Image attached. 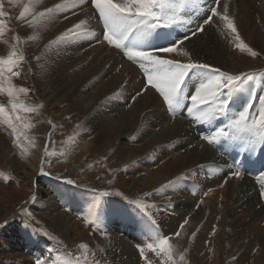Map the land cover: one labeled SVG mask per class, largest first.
<instances>
[{"label": "rangeland", "instance_id": "374dc122", "mask_svg": "<svg viewBox=\"0 0 264 264\" xmlns=\"http://www.w3.org/2000/svg\"><path fill=\"white\" fill-rule=\"evenodd\" d=\"M45 1L46 0H16L15 3L10 4L8 0H0V2L4 5L3 10L6 13L5 17H7V20L11 22L15 30V39L17 43L16 49L19 54L25 56V61L19 62L22 64V67H20L21 75L19 77H12L11 83L16 89L24 88L28 91L18 93L15 100L20 104H23L25 108L36 109L35 112H26L18 108L16 112H11V102H14L13 98L8 97L6 91L0 92V104L5 106L6 111L10 113L13 120L17 114H19L22 118L21 122H17V131L21 136V147L18 148L14 145V135L6 123V118L3 115H0V264H27V259H30L32 257V252L35 253V251L30 248L28 253L25 249L27 243L25 241L20 242L23 240L20 235L26 237V235L30 232L40 234L46 240L55 245V251L53 252L55 253V261H58L59 264H124L123 261L127 260L126 264H142V261L139 258L138 246L143 243H147L145 242L147 240V235L150 237L152 236L150 229L153 227L155 228V226L157 228L159 227V219H167L174 223L177 217H173L174 214L170 211L169 205L165 204L166 201H163L160 195H155L152 198L145 199L143 202L148 205V208L143 211L132 206L141 211V219L138 220L135 218L133 220V218L129 217L133 216L128 210V206L130 205H128L122 197L117 196L115 194L116 192L124 193L131 199L137 196H143V193L147 192H156L158 194V191L145 189L138 183V180H140V174L135 173L136 171L131 169L132 164H127V161H124L125 159L120 157L121 154L116 151L117 147L115 145H109V143H105V140L103 142L100 141V138H98L99 135L88 129V124H90L87 122L88 117L85 115L82 108L79 109L75 105L74 101L76 97H79L82 91L85 93L89 92L85 91L87 90V87H83V90H81V86L79 84V78L81 77V70L83 67H91L95 73L114 78L121 75V72H117L116 67L113 65L115 64L116 66V64L121 61H125L127 63L129 62L122 58V56L118 54L115 49L107 46L106 44H95L94 46L89 47L87 41H82L79 44L80 47H72L65 53V55L67 54V57H74L73 64L68 65L71 67L66 65L64 67L65 69H61V67H57L58 65L56 63L50 62V65L49 61L46 63V71L44 70L46 74L44 76L48 77V80L42 78V84H39L38 87L37 84L34 83V74H36L35 72L37 71L35 67H40L37 62L38 49L35 48L32 52L24 47L26 46L27 38L30 35L29 33H33L32 31L35 30V33H37L40 37L51 36L49 40L43 39V41H40L39 43H41L45 49H48L51 46V48L55 47L56 50H59L63 47V45H52L50 44V41H52L54 37H58L62 34V30L58 31V33L53 32L52 21L53 19L55 20L56 17L51 20H40L38 23L47 25L46 28H41L29 23L32 19L31 17L26 18L28 21L26 19L20 20L19 14L23 11V6L27 4L36 5L35 7L38 11H43L47 7H52L46 6ZM62 1L63 2L61 3H65V0ZM220 1L222 5L226 4L228 8L232 5L230 4L231 0ZM67 3L78 9L74 16L80 17V14H83L85 15V21H88V18L93 14L94 10L88 6L87 0H67ZM239 3L255 8H258L259 5V2L256 0H239ZM72 7L68 9L69 12L72 10ZM185 15L190 16L193 19L198 18L195 7H193L190 11H187ZM232 18L234 19L237 27L238 19L235 20L233 15ZM82 19L83 18H81V20ZM77 21L79 20L74 19L68 27ZM90 22L94 24V21ZM259 22L260 21L257 19L256 26H260ZM217 24H220L227 31L225 33H227V36L231 41H235L234 35L223 25V22L217 21V23L213 25L206 26L205 33H201L197 37H193L190 41H186L187 50L190 51L193 58L209 63L210 65L218 66L222 70H228L231 74H237L240 72L264 73V44L260 45L257 41L248 43L247 39L244 37L243 42L256 51L258 55L256 57H251L245 52L244 59L246 62L242 64V67L238 72L236 71L237 73L233 72L232 69L226 66L229 64V59H232V54L239 51L236 50L235 46H223L220 39L222 33L216 29L218 27ZM192 26L194 27V25ZM17 37H19V39H17ZM184 47L185 45H181V48ZM6 48L7 47L4 49ZM4 49L0 52V58H6L8 53L11 51ZM89 50L92 51L90 52ZM105 53H107L109 61L113 57L114 59H112V63H108L103 70L101 65L96 67V61H100V58L104 59L103 56H105ZM99 54L102 56H98ZM130 66L136 75H123L125 81H127V85L125 86L126 92L124 94L125 99L123 98L124 96L118 97V95H116L107 101L109 102L110 107L106 108V110L104 109L106 111L105 113L111 116V119H115V117L118 116L116 111L111 110V107L113 106L116 109L120 107L123 109V107H126L127 109L125 108L124 110H128L133 104L130 97L134 96L135 93L132 96L130 95L139 90L138 88H129V85L135 82V77L136 80L141 81L140 75H138V67L131 64ZM63 70H65V72H63ZM125 81L123 85H125ZM140 84L142 86V83ZM3 86L6 88L7 84L5 83ZM95 86L91 89V93L95 92L94 89H96L98 85L96 87ZM121 89L123 88L121 87ZM256 89L258 95H264V90H262L264 89V83H262L259 78L256 81ZM68 91L71 92L68 94ZM90 102H92V100L89 101V103ZM116 105L118 107H116ZM120 112L122 111H119V114ZM103 113L104 112L102 111H97L96 115L100 116ZM54 115L58 116L54 117ZM24 125H29V127H24ZM158 128L156 127L153 130L157 132L159 130ZM84 133L89 135V138L93 142V146L86 158L80 159L78 152H75L70 146L69 140L76 137L77 134L80 135ZM206 133L207 132H204L203 135ZM145 138L146 136H143V139ZM196 138H199L200 140V137ZM179 141H181V143L183 142L182 144H185V148L189 149L194 148V143H196L195 140L192 143L191 139L183 138L179 139ZM119 142L123 143L122 146L120 145L122 150H126L124 144L127 146L129 145L128 147H137L136 145H139L135 139L133 140L128 137L123 138ZM200 142L205 144L203 140ZM46 144L47 151L50 153V155L47 156L45 155ZM14 148H17L19 152L25 154L27 158H31L33 154L35 155L37 153L35 152L36 150L38 151V149H41L42 152L39 157L38 167L35 169L22 160L21 157L15 155ZM185 148H183L181 152H183ZM209 148L210 151L215 154L213 157L215 158L216 164L212 163L213 165L211 166L213 167H211L212 169H209L208 171L204 168L193 166L190 168V170H192L190 181L201 180L200 182L204 183L205 186L197 187V189L195 188V193L199 196V199L204 200L205 196L208 194L210 195L213 191H215L217 193V197L219 198L217 204H220L221 200H223L222 191L224 190L228 180L227 177H225L214 187V179L218 170L224 168L225 165H230L231 168H237L236 166L242 165V163L238 165V156L233 157V162H230L227 152H222L221 149H216L214 147ZM221 160L222 163L220 162ZM53 162H56L55 168H52ZM162 163L163 162H159L158 166H160V164L162 165ZM41 175L60 179L64 183L71 181V183L68 184H72L73 186L79 185L81 188H87L89 191L96 193L98 196L101 192H109V196L100 197L103 201H101V207L99 206L97 209L98 222L92 227H89L84 223V219L77 212L76 214L73 212L75 208L72 210L70 207V209L65 210V213H63L65 215L69 210L72 212L70 218L71 220L74 219V225L77 227L75 232H70L69 228L62 229V227L58 225L57 221L50 223V221L45 217L47 216V209H43V206L40 207V205L37 204V201H43L45 199L44 193L47 192L45 187L38 181ZM5 177H9V179L5 181ZM109 180L112 182L109 183ZM253 185L255 188L252 186L251 189H256L257 191H254V195L249 194L247 196H254L252 201L254 200L258 206L260 205L259 207L262 208L258 216L260 218L263 216L264 218V196L261 195V192H264V188H261L258 183H253ZM205 193H207V195H205ZM55 199L57 200L56 197ZM111 199L112 201H108ZM237 199H239V197ZM108 202H113V204L117 202V205H115L116 207L110 208V211H107L103 208V206ZM203 202L204 201H197V205H200ZM258 206H256V209H259ZM73 207H75V204ZM230 208L231 205L228 203L225 209L222 207L220 209L227 211ZM244 210L250 212L247 208H242L241 210H237L238 212L236 215H233L232 217L230 216L228 224H225L229 228L226 230L228 237L223 236L219 241H217L220 236L217 234L219 229L216 230L218 228H215L216 224H211L208 227L205 225L198 237H195L196 235L193 236L192 234L195 232L199 235V230H201L200 228H202L203 224L192 225L194 226L193 229H190V225H185V228L180 231L179 237L172 236L173 233L178 230L179 226L175 228V232H169L167 235L172 237L170 242L173 244L176 252L174 258L176 259L177 264H264V251L258 249L259 246L257 243L252 246L250 244H246L247 242L242 243V231H245L243 226L246 223V219H244L243 216L247 215V212ZM152 219L156 220L157 225L152 224ZM182 223L183 222L179 221L175 222V226ZM144 224L148 227L146 230H142V235L140 230ZM261 226L262 228L264 227V219L261 221ZM129 228L133 229L128 231ZM65 235H68L72 239V244L67 243ZM13 236L17 237H14L13 239ZM143 236L145 237L142 238ZM9 237L12 238L9 239ZM263 238L264 236L259 239L264 241ZM230 241L232 244L234 242L238 246L231 248ZM249 241L253 242V239L250 238ZM239 243L242 244L240 248ZM81 244L88 245V247L81 248ZM218 244H221L222 247H219ZM46 251L48 253L47 257H51L50 255L53 252L49 249H46ZM109 251H111V253ZM127 251L130 253H127ZM145 251L148 257L152 260L153 264H165L166 257H156L155 254L148 252L147 249H145ZM125 254H128V256ZM180 254L185 255L184 261L179 260ZM47 257L45 259L44 255L38 252L37 259L33 264H37V260L46 262V264H54L52 258ZM28 264L32 263L29 262Z\"/></svg>", "mask_w": 264, "mask_h": 264}, {"label": "bare ground", "instance_id": "6f19581e", "mask_svg": "<svg viewBox=\"0 0 264 264\" xmlns=\"http://www.w3.org/2000/svg\"><path fill=\"white\" fill-rule=\"evenodd\" d=\"M256 1L259 2L258 8L251 6L248 7V5L239 3V0L238 1L231 0L230 4L232 5L230 6V8H228L229 10L228 14L230 18H232L233 15L235 17V20L238 19L237 28L239 30L240 37L241 39H243V41L244 38H246L248 43L249 42L253 43L254 41H257L260 45H262L264 44V0H256ZM61 2L63 1L46 0L45 5L54 6L55 4ZM221 6H223L222 3ZM220 10L222 9L218 8V11ZM80 17L85 20V15L80 14ZM80 17L74 15L68 16L67 19L56 17L55 20L53 19L52 21L53 32L58 33V31L60 30H62L63 32L64 29H66L69 26V24L72 21H74V19L81 20ZM257 19L260 21L259 22L260 26H256ZM217 25L218 27L216 29L220 33H222L220 39L223 43V46L225 47L235 46L236 42L230 40V38L227 36V33H225L227 31L220 24ZM0 31L3 32V35L0 36V52L5 47L7 48L4 50H9V51L12 50L13 47L16 48L17 43L15 39L14 27L11 24V22L7 20V17L5 16L0 17ZM32 32L33 33H29L30 35L28 34L29 35L28 38L26 37L27 43L26 46L24 47L32 52L33 49L35 48L38 49L37 62L39 63L38 65H40V67L33 66L37 70L35 72L36 74H34L35 82L34 81L33 82L38 86L39 84H42L41 83L42 78L48 80V77L44 76L46 74L45 69L47 67L46 63L48 61H49V65L50 62H53L58 65L57 67H61V69H65L64 67L66 65L68 66L73 64L74 57H67L66 56L67 54L65 55V53L68 51V49L65 50L64 47H62L59 50H56L55 47L51 48V46L48 49H45L43 45L39 42L40 41L42 42L43 39L49 40L51 36L40 37L38 36L37 33H35V30ZM33 36H38L40 38L33 40L32 39ZM226 37L228 40L226 39ZM89 51L91 52L92 50ZM232 55H233L232 59H229V64L226 66L232 69L233 72L236 71L238 72L239 69L242 67V64L246 62V60L244 59L245 58L244 53L236 52ZM98 56H102V55L99 54ZM103 58L104 59L100 58V61L99 60L96 61V67L101 65V68L104 70L105 67L108 65V63L110 64L112 63L111 60L114 59V57L109 61L108 55L107 53H105V56H103ZM121 64H123V67L120 68L119 71V73L121 72V75H118L114 78L107 77L106 75H100L99 73H95L91 69V67H87V68L83 67L82 70L80 69L81 77L79 78L80 80L79 84L81 86V90H83V87H87V90L85 91H89V92L85 93L84 91H82L80 95L78 94L79 97H76L75 100L74 99L73 100L75 101V105L79 109L82 108L85 115H87L88 117L87 122L90 123L88 124V129L92 130L93 132H96L97 135H99L98 138H100V141L103 142L105 140V143L107 144L109 143V145L113 144L117 147L116 151L120 152L121 154L120 157L122 159H125L124 161H127V164L129 165L132 164L131 169H134L136 171V172L134 171L135 173L140 174V178H139L140 180H138V183L145 189L148 190L153 189L158 191L157 195H160L163 201H166L165 204L169 205L170 211H172V213L174 214L173 217H177L176 219L174 218L175 222L178 221L183 222V220L187 218L189 221L187 225L191 226L190 229L194 228V226L192 225L203 224L202 228H200L201 230H199L200 231L198 233L199 235L196 234L195 237L200 236L202 230L204 229L203 227L205 225L206 227H208L211 224H216L215 228L218 227L216 230L219 229L217 234L220 236L218 237L219 239H217V241H219L223 236L228 237V233L226 232V230H228L229 228L225 225L228 224V219L230 218V216L232 217L233 215H236L238 209L241 210L242 208L243 209L247 208L250 212L244 210L245 212H247V215L243 216V218L246 219L245 221L246 223L243 226L245 231H242L243 232L242 243L247 242L246 244L248 245L250 244L251 246L257 243V245L259 246L258 249L264 251V241L262 239H259L262 238V236H264V229H263L264 227L262 228L261 226V221L264 218L263 216L262 218L258 216L262 208H260L259 207L260 205L258 206V204L254 200L252 201V198L254 196L253 197L247 196L249 194L254 195V191L256 189L255 190L251 189V187L252 186L254 187L253 183H257L256 177L259 173V167L261 166L264 167V153L260 151L259 146H257V149L254 153L240 152L239 150L236 151V153L234 152L235 154L232 157H234L236 154L239 156V153H244L243 156L245 155V157L243 160L247 159L248 161L251 162V166H248L249 168L245 169L244 171L241 170L242 165H239V170L241 171V177L239 179L231 175V172L236 170L235 167L231 168L230 165L229 166L225 165L224 168L218 170V173L216 174L214 179L215 183L213 184V186L215 187V185L219 184L221 180L224 179L225 177H227L228 180L225 188L223 187L224 188V190L222 191L223 200H221L220 204L219 203L217 204L219 198L217 197L216 195L217 193L215 191H213L210 195L208 194L207 196H205L204 200L199 199V196H197V194L195 193V188L197 189V187H202L205 185L204 183L200 182L201 180L200 181L195 180L196 182L190 181L191 171H192L190 170V168L194 166L198 168H204L208 171L209 169H212L211 167L213 166L211 165L216 164L215 158L213 157L215 156V154H213L210 151L209 146L200 142L201 139L199 140V138H196V137H201L204 132H207L206 134H208V127L198 126L197 124L192 122V118H185L186 113L176 116L175 118H173L170 114H166L164 110V106L161 105V103L157 99V96L153 94L151 90L145 93L142 97H137V100L133 102L132 106H130L128 110H124L126 107H123V109L121 107H120L121 109L120 108L116 109L115 107L112 106L111 110L116 111L118 116H116L115 119L114 118L111 119V116L105 113L106 108L110 107V104L107 101L110 100L112 97H115L116 95H118V97L124 96L123 98L125 99L124 94L126 92L125 91L126 87L123 86V83L125 81L124 74H128L130 76L136 75L133 69H131L130 64L125 61H121L120 63L116 64V66L115 64L113 66L118 68ZM63 72H65V70H63ZM140 83L142 82L140 80H136L135 77V82L129 85V88L133 87L135 89L137 88L140 89L141 87ZM95 85L98 86L96 89H94L95 92L91 93L92 91L91 89H93V86ZM121 87L123 89H121ZM186 91L189 90L186 89ZM69 92L71 91H68V94ZM136 92L137 91L133 92L130 96H132ZM91 100L92 102L89 103V101ZM241 102L238 101L237 103L233 104L232 108L234 110H238ZM116 107L118 106L116 105ZM97 111L99 112L102 111L104 113L99 116L96 115ZM119 111L122 112H120L119 114ZM57 116L58 115H54V117ZM156 127L157 128L159 127L158 128L159 130L157 132L153 130ZM143 136H146V138L148 139L146 138L143 139ZM125 137L132 138L133 140L135 139V141L139 145H136L137 147L135 146L128 147L129 145L127 146L126 144H124L126 150H122V148H120V145L122 146L123 143L119 141ZM182 138L191 139L192 143L195 140L196 141V143H194L195 147L191 149L185 148L186 147L185 144H182L183 142L181 143V141H179V139ZM69 144L75 152H78V156L80 159H85L93 146L92 140L89 138V135H87L86 133L80 135L77 134L76 137H73L69 140ZM183 148L185 149L183 152H181ZM225 149H228V147L225 146L223 149H221L222 152H224ZM14 152L15 155L21 157L22 160L27 162L35 169L38 167L39 157L42 152L41 149H38V151L36 150L35 152L37 153L35 155L33 154L31 158H27L25 154L19 152L17 148H14ZM159 162H163L162 165L160 164V166H158ZM220 162L222 163V160ZM52 164H53L52 168H55L56 162H53ZM251 167L252 168L256 167L257 171L251 169ZM38 181L45 187V190L47 191L46 193H44L45 199L43 200L47 202L37 201V204L40 205V207L43 206L42 207L43 209H47V216L45 217L50 221V223H54V221H57L58 225L61 226L62 229L69 228L70 232H75L77 227L74 225L75 224V222H73L74 219L71 220L70 218L72 212H70L69 210L64 215L65 213L64 211L70 209V207L72 208V210L73 208H75L73 212L75 214L77 212L83 219H85V217L88 215V208L91 206V204L94 202L95 198L98 195L92 191H89L87 188H81L79 185L73 186L72 184L64 183L62 180L52 178L50 176L41 175ZM54 196L57 198V200L55 199ZM238 197L239 199H237ZM108 201H112V199ZM197 201H204V202L201 203L199 207H197ZM228 203H230L231 205V208L229 210L225 211L223 209H220L221 207L225 209ZM74 204L75 207H73ZM115 205H117V202L114 204L113 202H108L103 206V208H105L108 211L110 208L116 207ZM256 206H258L259 209L258 208L256 209ZM128 210L133 215V216H129L133 218V220L135 218L138 220L141 219L142 217L140 214L141 211L135 209L132 206H128ZM175 222L172 223V221L167 219L165 220L159 219V223H158L159 227L157 228L155 226V229H158L163 234H168L169 232L171 233L175 232V228L179 226V225L175 226ZM147 227L148 226L144 224V226L141 227L140 230L141 233L142 230H146ZM131 229L133 228H129L128 231H131ZM151 235H153V233ZM17 236H13V239L14 237ZM65 236L67 243L72 244L71 243L72 239L68 235ZM20 237L21 239H23L20 242L25 241L27 243L25 249L28 251V253L30 248L34 249L35 251V253L32 252L31 254L32 257L30 259H27L26 261L27 264L29 262L32 264L34 263V261L37 259L38 252L43 254L46 259L48 254L46 249H49L51 252L55 251L54 250L55 245L52 242L46 240L43 236L35 232H30L29 234L26 235V237L23 235H20ZM144 237L145 236H143L142 238ZM11 238L12 237H9V239ZM250 238L253 239V242L249 241ZM146 239L147 240L145 242H149L150 236L147 235ZM220 246L221 244L219 245V247ZM235 246L238 245L235 244L234 242L232 244L231 242V248H234ZM240 246H242V244L239 243V248ZM109 252L111 253V251ZM127 253L130 252L127 251ZM125 255L128 256V254ZM50 256L51 257H47V258H52V261L54 262V264H56L55 253L54 252L51 253ZM127 261H123V263L126 264Z\"/></svg>", "mask_w": 264, "mask_h": 264}, {"label": "snow or ice", "instance_id": "6c2138e0", "mask_svg": "<svg viewBox=\"0 0 264 264\" xmlns=\"http://www.w3.org/2000/svg\"><path fill=\"white\" fill-rule=\"evenodd\" d=\"M8 2L15 3L16 0ZM87 3L94 10L88 21L79 20L73 23L58 37H54L50 44L63 45L65 50L79 46L82 41H87L89 47L106 44L139 69L142 86L130 97L132 102L151 90L164 106L166 114L175 118L186 113L185 118H192L193 123L207 126L208 134L200 137L207 146L217 149L227 146L247 153H254L259 146L260 151L264 153V95H258L256 89L258 78L264 83V73L231 74L218 66L194 59L187 50L186 41L205 33L206 26L220 21L234 35L236 50L246 52L251 57L258 55L241 39L234 19L228 14L226 4L221 6L220 0H87ZM70 7L72 6L67 0L43 11L36 10L34 4H27L23 6L19 19L31 17L29 23L46 28V24L38 22L55 17L67 19L78 11L72 7L69 12ZM193 7L196 8L197 19L185 15ZM3 8V3H0V17L6 16ZM218 8L222 10L218 11ZM90 21H94V24ZM2 35L3 32L0 31V36ZM38 38L40 37H32L33 40ZM181 45L185 47L181 48ZM23 61L25 56L19 54L15 47L6 58H0V92L6 91L7 96L13 98L11 112H16L18 108L26 112L36 111L35 108H25L15 100L18 93L28 91L24 88L16 89L11 83L12 77L21 75L22 64L19 62ZM122 67L123 64L116 68V71L119 72ZM5 83L6 88L3 86ZM126 85L127 81L123 86ZM238 101H242L239 109L233 110L232 105ZM0 115L6 118V123L14 135V145L21 147V136L17 131V122H21V116L17 114L13 120L3 104H0ZM45 155H50L47 144ZM231 175L237 179L241 177L239 166ZM8 179L9 177H5V181ZM256 181L264 188V168L260 170ZM115 194L122 197L128 205L141 211L148 208L143 201L157 195L156 192H147L143 193V196L130 199L124 193ZM109 195V192L104 191L95 198L84 219L86 225L92 227L98 222L100 197ZM261 195L264 196V192H261ZM156 223V220L152 219V224ZM188 223L186 218L173 236L179 237L180 231ZM150 231L153 235L149 242L138 246L142 264H153L145 249L156 257H166L165 264H177L174 258L176 252L170 242L172 237L155 228ZM192 235L195 236L196 233L193 232ZM80 247L87 248L88 245L81 244ZM179 260L184 261L185 255L180 254ZM37 264L46 262L37 260Z\"/></svg>", "mask_w": 264, "mask_h": 264}]
</instances>
